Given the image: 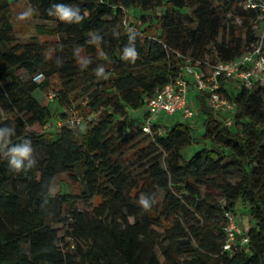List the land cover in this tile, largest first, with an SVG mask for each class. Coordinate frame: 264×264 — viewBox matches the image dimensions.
Wrapping results in <instances>:
<instances>
[{
    "label": "trees",
    "instance_id": "1",
    "mask_svg": "<svg viewBox=\"0 0 264 264\" xmlns=\"http://www.w3.org/2000/svg\"><path fill=\"white\" fill-rule=\"evenodd\" d=\"M23 1L57 22V40L16 42L9 12L0 10V108L9 115L0 118V264H264V85L237 88L220 78L235 130L206 106V94L191 91L203 117L202 146L191 153L188 123L177 118L159 134L167 119L159 117L144 134L139 113L154 89L180 75L179 56L203 67L245 53L260 12L241 10L245 0ZM60 6L71 20L57 18ZM128 10L139 11L131 29ZM228 13L243 19L238 33L227 27ZM38 73L44 79L34 83ZM49 89L53 111L34 97ZM77 101L79 116L85 109L96 118L57 128ZM26 145L29 158L17 169L11 150ZM62 174L86 204L96 201L90 212L73 209L70 192L50 195ZM225 213L248 217L240 250H222Z\"/></svg>",
    "mask_w": 264,
    "mask_h": 264
},
{
    "label": "built area",
    "instance_id": "2",
    "mask_svg": "<svg viewBox=\"0 0 264 264\" xmlns=\"http://www.w3.org/2000/svg\"><path fill=\"white\" fill-rule=\"evenodd\" d=\"M246 8L257 9L260 16L264 18V2L245 0ZM181 62L180 75L161 88H156L150 95L145 106L139 111L142 115L140 124L141 131L149 134L152 124L159 118H168L177 115L183 120H190L195 117L196 112L193 102L189 99V93L206 94L205 104L213 111H233V106L219 93L220 78L233 82L237 87L251 89L256 81L264 85V52L260 47L243 53L236 60L214 65L204 63L200 67L199 62L186 56H179ZM44 77L41 73L32 77L34 83H40ZM54 95L49 92L48 99L52 101ZM64 118L55 123L57 128L73 129L83 124L81 118L74 108L63 110ZM223 251L240 250L247 243L248 238L236 223L235 215L225 213Z\"/></svg>",
    "mask_w": 264,
    "mask_h": 264
},
{
    "label": "rangeland",
    "instance_id": "3",
    "mask_svg": "<svg viewBox=\"0 0 264 264\" xmlns=\"http://www.w3.org/2000/svg\"><path fill=\"white\" fill-rule=\"evenodd\" d=\"M238 6L240 7L241 10H244L246 8L242 4H239ZM0 10H7L9 12V19L12 25L13 36L16 42L23 43L32 38L36 39L39 42H55L57 40V37L55 36V34H53V30L55 29L57 22L55 20L40 19L37 16L36 12H34L23 0H0ZM189 11H190L189 8L182 10L183 13ZM24 13H27L28 15L24 18H21L22 14ZM156 13L158 14L159 11L156 10ZM138 15H139L138 10L127 11L125 24L128 26V29H131V26L135 24V20ZM57 18H60V16H57ZM226 19L228 20L227 27L230 28V26H234V31L238 33L239 28L243 24V19L236 15H232L231 13L227 14ZM251 23H252L251 31L255 38V41L247 46V51L252 49L253 47H260L262 52H264V18H262L260 15H257L254 19H252ZM208 60L210 61L211 58ZM18 75L23 81L27 80V76L24 72L20 71ZM50 91H51L50 89L44 91L37 90L34 93V97L38 100L40 104L48 106L49 109L53 111L57 109V104L52 103L48 99V93ZM77 104H79V101L72 104L71 107L75 109ZM79 114L81 115L80 117L83 118V120L96 118V114L95 115L89 114L88 111H86L85 109L83 110L80 109ZM218 114L220 115L219 116L220 119L224 122L226 126H228L231 130H235V120L233 117L234 110L233 111L222 110L218 112ZM8 117L9 115L7 114L5 109L0 108V118L5 119ZM177 118L179 119L180 122L188 123L195 134L194 144L193 146L189 147L186 152L191 153L193 151L198 150L202 146V141L201 138L199 137V134L202 131L201 122L203 120V117H201V115L198 112H196L195 117L190 120H183L177 117V115L169 117L166 120H162L163 126H161L158 133L159 134L163 133L164 130H166V127L170 126L175 120H177ZM49 128L47 127L45 130L47 131ZM28 130L34 131L36 133H40L42 131V129H39L37 126L28 128ZM129 156L130 153H127L125 156V158H127V161H125L124 164L127 166L131 174H135V172L138 171V167L136 164H134L132 159L128 160ZM65 179H66V175L63 174L55 178L54 183L49 191L50 195H55L58 192H62V191L70 192L71 196L73 197L72 208L77 211L90 212L91 208L96 205V201L90 200L86 204L84 202V199L81 198L80 192L77 188L71 185L68 188L64 185ZM66 208L64 210V214H67ZM235 220L242 231H245L250 225L248 217L246 216L236 214ZM54 228L57 230L58 237L63 238L66 232L65 227L62 225H56L54 226ZM65 240L67 241L68 239Z\"/></svg>",
    "mask_w": 264,
    "mask_h": 264
},
{
    "label": "clouds",
    "instance_id": "4",
    "mask_svg": "<svg viewBox=\"0 0 264 264\" xmlns=\"http://www.w3.org/2000/svg\"><path fill=\"white\" fill-rule=\"evenodd\" d=\"M58 12L60 14L61 19L63 20H71L72 16L74 15V13L71 11L70 8L68 7H64V6H60L58 8ZM28 14L24 13L22 14L21 18L26 17ZM77 19H80L79 17ZM3 135V131H0V136ZM30 148L26 145L24 147H17L11 150L12 153V165L19 169L22 165V161L24 159H28L29 155H30ZM145 203V207H147V203Z\"/></svg>",
    "mask_w": 264,
    "mask_h": 264
}]
</instances>
